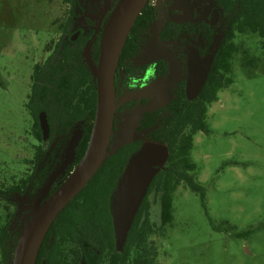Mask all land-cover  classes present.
I'll use <instances>...</instances> for the list:
<instances>
[{"label":"rangeland","instance_id":"obj_1","mask_svg":"<svg viewBox=\"0 0 264 264\" xmlns=\"http://www.w3.org/2000/svg\"><path fill=\"white\" fill-rule=\"evenodd\" d=\"M110 1L113 6L118 2ZM69 7L64 0H0L1 178L24 175L37 147L43 146L48 154L66 144L61 140L56 148L57 142L40 141L33 133L35 119L24 113L32 69L29 55L42 56L46 44L61 32L59 23L68 17ZM81 8L74 29L90 24ZM224 31L219 29L213 53ZM39 38L43 39L40 52L35 49L39 44L31 52ZM236 43L240 51L233 59V83L209 105L211 132H198L191 151L198 165L196 178L206 188V207L186 183L179 186L173 223L151 236L160 264H264V50L254 33H239ZM244 51L254 59L252 63ZM37 191L23 195L28 204L37 201ZM4 205L0 199V225L7 221ZM148 208L152 221L161 225V198L156 191L148 198ZM21 216L16 212L17 224ZM249 230V236L234 235Z\"/></svg>","mask_w":264,"mask_h":264},{"label":"flooded vegetation","instance_id":"obj_2","mask_svg":"<svg viewBox=\"0 0 264 264\" xmlns=\"http://www.w3.org/2000/svg\"><path fill=\"white\" fill-rule=\"evenodd\" d=\"M64 2L69 4L70 7L67 10L68 17L62 19V22L59 23V30L61 32L46 44L42 56L41 53L29 55L32 69L27 82L28 96L25 101L24 114L27 118H37L40 120V113L43 111L47 113L45 109L34 112L27 105L31 100L33 88L49 85L48 69L44 66L47 64L54 50L49 49L48 46L50 43L54 45L58 43L60 44L59 50L66 52L65 43L62 41V38L68 35L72 42H83L82 49L78 52V60L79 62L81 61L85 72L81 71L80 64L73 63L74 58L70 56L68 59V69L60 70V81H52V84L61 86L63 102L68 101L71 105H69L70 109L69 106L66 109L62 106L61 112H64L66 118L76 117L78 121L72 126L70 131H66L64 127H55L53 129L51 125L50 136L47 139L43 137V142H57L56 148H58L61 140H65L66 144L63 148L53 149L47 154V149L42 146V158L36 161L35 156L34 159L27 160L26 163L30 166L27 167L24 175L21 177L6 176V178H1L0 176V199H4L7 216V221L0 225V231L5 230L4 235L0 233L1 264H4L11 256L14 259L15 248L17 246L16 241L19 236L17 231H21L23 219L31 217L30 213L32 209L21 211L18 197L27 194L29 191L33 192L35 189H38L37 192H40V197L45 189V183L65 161L66 149L75 129H83V136L76 147L75 159L69 164L65 172L56 178L48 194L49 197L77 166V150L81 149V145L87 136L88 128L93 122L90 120V115H87L83 111H78L79 103L86 110L88 99L90 102H94L97 100L98 95L97 79L87 65L85 49L92 40L90 44L91 55L93 60L98 63L103 28L116 4L113 6L110 0H88L85 3L79 0H64ZM82 6L88 15L87 19L90 21V24L88 27H76L75 30L74 25L77 24L76 18L78 16L77 10L82 9ZM146 7H148V10L143 15V19L137 24V27L134 26L128 37L130 39L129 41L127 40L128 44L126 43L125 45L115 74L117 103L125 99V97L127 99L117 106L111 145L117 142V137L122 130H126L131 136L130 142L123 145L113 154L116 155L125 147H128L132 151L129 154H124V156L128 155L125 168L131 156L144 143H159L157 139L162 137L161 134L166 128L172 129L176 133L178 128H181L182 132L185 131L187 135L192 136L194 126L192 121L194 116L193 102L199 99L203 103L206 101V98L203 97V92L218 55L220 44L229 27L227 14L221 4H219V0H150ZM72 8H74L77 15L69 12ZM66 27L71 28L68 34L65 33ZM221 28L225 29L224 36L213 53L212 47L217 39L216 35ZM154 37L158 38L162 45L176 56L175 61H170V59L165 57L148 59L145 56ZM41 40L43 39L39 38L34 41L31 52H33L34 45L37 46L43 42ZM40 44L35 48L38 52L41 49ZM192 58H195L200 63V72L196 76L197 81L201 79L206 69V62L212 59L211 69L208 72L207 78L200 92L194 97L191 96L193 94L189 90V83L193 73L191 68ZM173 62L176 64V79L163 91L162 97L158 95L161 98V104L156 106L155 109L147 108L153 96L146 94L145 90L154 89L164 84L175 68ZM88 90H90L89 93ZM135 92H143L144 94L133 97ZM168 93L171 96L170 99L169 95H167ZM48 100V93H44L42 96L34 95L33 97L35 103L40 101L47 102ZM177 120H180L179 126H176ZM33 127L35 128V123ZM65 136H71L70 140L68 138L65 139ZM160 143L164 144L163 142ZM6 146L9 145L7 144ZM52 161L55 162L54 166ZM167 161L161 169H163ZM150 187L145 197L147 198V206L150 194L152 191H155H151ZM15 200H17V204ZM23 205L29 206L31 204H28L26 199ZM16 212L22 215L19 221L20 224L18 223L19 225L15 221ZM13 247L14 249L12 250Z\"/></svg>","mask_w":264,"mask_h":264},{"label":"trees","instance_id":"obj_3","mask_svg":"<svg viewBox=\"0 0 264 264\" xmlns=\"http://www.w3.org/2000/svg\"><path fill=\"white\" fill-rule=\"evenodd\" d=\"M219 4L227 14L229 27L220 44L218 55L203 92L206 101L203 103L199 99L193 102L194 116L192 121L194 126L192 136L187 135L185 131L182 132L181 128H178L177 133L166 128L161 134L162 137L157 139V141L166 144L169 149L168 161L150 187V190L157 191L161 198V225L157 226L152 221L147 206V198H145L146 200H144L133 223L124 250L122 252L117 251L111 199L125 169L128 155L124 156V154L132 152L128 147H125L116 155L107 158L84 190L62 211L47 234L37 264H43L45 260L48 264H160L158 261L159 250L151 236L159 231L164 232L167 226L173 223L175 193L179 186L186 183L200 195L204 207H206V188L196 178L198 165L191 159L195 135L200 131L211 132L207 122L209 105L219 99V92L222 89L233 83L231 76L233 59L240 51V47L236 43L237 35L239 33L257 34L264 50V0H219ZM147 8L143 10L137 20L136 27L143 19ZM69 12L76 15L74 8ZM70 29L66 27L65 33L68 34ZM62 41L65 43L66 52L59 50L60 44L58 43L55 45L50 43L48 46L49 49L54 50L44 66L48 69L49 85L33 88L31 100L27 106L32 108L34 112L45 109L53 129L64 127L66 131H70L78 120L76 117L66 118L64 112H61V107L64 106L66 109L70 102H63L61 86L52 84V81H60V70L68 69L70 56L74 58L73 63L80 64L81 71L85 72L81 61L78 60V52L82 49L83 42H72L68 35H65ZM244 52L248 62L252 63L254 59L248 57L247 51ZM244 65L247 67L251 64L244 63ZM44 93L49 95L47 102L35 103L33 101L34 95L42 96ZM96 102L97 100L90 102L88 99L86 110L82 108L80 103L78 105V111L90 115V120L93 121L88 128L81 149L77 150L76 162L78 163L85 154L89 143L96 114ZM179 125L180 120H177L176 126ZM34 129V135L43 142L40 120L37 118ZM42 155V146H39L35 160L39 161ZM4 231V229L0 231L1 235H4ZM250 234L251 230L234 233L236 237L249 236ZM17 242L18 238L16 245ZM70 245L72 247H69ZM12 260L11 256L4 264H12Z\"/></svg>","mask_w":264,"mask_h":264},{"label":"water","instance_id":"obj_4","mask_svg":"<svg viewBox=\"0 0 264 264\" xmlns=\"http://www.w3.org/2000/svg\"><path fill=\"white\" fill-rule=\"evenodd\" d=\"M150 0H118L104 25L99 61L96 63L91 55V43L86 46L85 56L87 65L97 79V106L95 119L85 154L71 172L68 178L48 197L56 178L69 167L75 159L76 147L83 136V129H75L66 149V159L62 165L50 176L45 183V189L34 204L24 206L26 198L19 196L20 209H32L30 218H24L22 229L18 236L12 264H37L40 250L52 225L62 211L74 200L94 178L107 158L115 154L123 145L131 140V136L122 130L117 142L111 145L114 133V122L118 104L115 91V74L120 64L121 55L139 16ZM148 59L165 57L175 61L176 56L154 37L145 54ZM212 59L206 62V69L197 81L199 64L195 58L191 59L192 79L189 83L191 96L200 92L208 72L211 69ZM175 68L167 81L159 87L145 90L153 96L147 108L155 109L161 104L162 93L176 79ZM194 67V68H193ZM135 92L133 97L143 95ZM169 95V93L167 94ZM171 96L169 95V99ZM40 124L43 137L50 136L51 124L48 114L40 113ZM169 156L167 146L156 142H146L135 152L124 172L122 173L111 199L113 226L116 238L117 251L122 252L129 237L131 228L141 205L148 193L155 176L165 164ZM43 264H48L47 260Z\"/></svg>","mask_w":264,"mask_h":264}]
</instances>
